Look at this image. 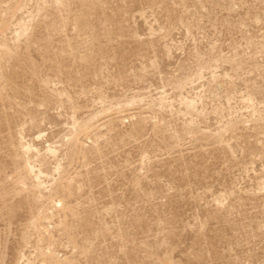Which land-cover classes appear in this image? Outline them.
I'll use <instances>...</instances> for the list:
<instances>
[{"label": "rangeland", "instance_id": "374dc122", "mask_svg": "<svg viewBox=\"0 0 264 264\" xmlns=\"http://www.w3.org/2000/svg\"><path fill=\"white\" fill-rule=\"evenodd\" d=\"M0 264H264V0H0Z\"/></svg>", "mask_w": 264, "mask_h": 264}, {"label": "bare ground", "instance_id": "6f19581e", "mask_svg": "<svg viewBox=\"0 0 264 264\" xmlns=\"http://www.w3.org/2000/svg\"><path fill=\"white\" fill-rule=\"evenodd\" d=\"M188 104H189L190 107L192 106V103L189 102ZM27 172H28V175L33 177V179L35 180L37 186L41 185V177L43 176V173L41 171H36L34 166H29Z\"/></svg>", "mask_w": 264, "mask_h": 264}]
</instances>
